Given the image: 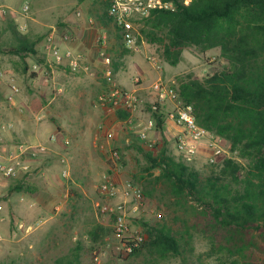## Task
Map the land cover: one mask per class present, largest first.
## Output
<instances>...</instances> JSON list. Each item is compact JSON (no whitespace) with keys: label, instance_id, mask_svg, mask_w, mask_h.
I'll return each instance as SVG.
<instances>
[{"label":"rangeland","instance_id":"1","mask_svg":"<svg viewBox=\"0 0 264 264\" xmlns=\"http://www.w3.org/2000/svg\"><path fill=\"white\" fill-rule=\"evenodd\" d=\"M95 1L98 4L94 10L81 9L94 20V24L85 22L87 27H90L91 42L88 43L90 47L88 51H77L90 65V71L75 72L67 64L54 65L66 68L67 82L71 85L68 97L82 104L81 107L71 109L79 119L78 123L73 124L67 123L65 118L57 122L61 118L56 113L54 104L50 109L51 113H47L44 106L56 95L54 88L56 80L43 82L33 71L34 63L40 66L50 64L45 61L47 57L45 42L42 51L39 47L35 50L30 44L32 42L39 44L47 37L49 28H41L29 23L33 13L31 0H0V72L3 74L0 83V121L13 124V128L0 139V156L5 154L7 147L25 143L16 137V132L13 138L9 136L15 125L22 130L26 126L30 128L33 125L32 128H34L38 123L40 127L41 124H47L53 125L54 128L62 126L68 130L73 128L82 132L86 130L83 121L92 127V131L98 130V125L101 123L105 127L109 121L108 126H116L114 130L118 132L114 143H106L105 148H99L96 151L92 149L93 155L89 157H86L88 148L84 146V143L90 145V138L87 139L80 134L79 138L84 139L81 146L78 145L80 139H77V146L73 145L70 149L56 151L54 157L49 158L51 163L49 167H46L47 170L37 167L27 176L28 180L24 188L28 194L25 201L13 204L10 200L17 185L15 179H5L0 183V233L3 235V240L0 241V264H51L56 257L66 253L78 242L85 245V264H138L139 260H133L135 252L130 256L122 255L111 219L100 215L103 200L99 195L98 187L105 176H111L119 183H124L135 182L144 175L143 169L148 163L140 147L145 151L156 153L166 144L169 154L177 156L174 132L160 131L156 127V122L153 128H148L151 121H155L152 111L155 97L150 90L154 82L162 78L177 86L179 76L193 73L204 78L224 67L219 48L202 53L195 46L183 50L181 61L177 66L169 65L162 59L159 46L148 42L142 35L143 22L138 26L136 48L126 49L113 21L106 16L107 0ZM49 2L51 6H54L61 0H49ZM26 5L30 8L28 12L24 10ZM75 11L76 9L72 7L69 14H74ZM48 12L45 16L46 22L50 25L58 24L56 11ZM99 23L103 24L105 30L100 28ZM60 24L64 25L61 27V32L69 34L73 43L76 33L66 27L72 24ZM102 35L108 37L106 46L98 41ZM30 46L36 53L26 50L21 54L10 52ZM101 53L110 58L109 67L112 73L114 72V80L125 81L124 85H118L130 91H137L141 96L143 102L134 115L122 119L120 112L117 111L106 114L101 106V97L95 98V91H90V85H94L92 83L96 81L100 83L98 84L100 94L108 92L111 88V83L103 72L105 67ZM43 55L45 57L42 58ZM98 58L101 59L102 66L99 65V61L95 63ZM140 67H143L141 72ZM141 74L144 76L140 78ZM34 79L37 80L36 84H33ZM13 84L20 88L15 106L9 102ZM76 85H81L82 95L75 93L74 89H78ZM97 100L100 101L97 102ZM171 106L167 104L170 110ZM38 117L41 119L38 120ZM142 132L147 135L145 139L141 137ZM220 143L225 150L223 160L236 156L230 152L226 141L221 140ZM112 150H118L122 155V160L117 165L110 159ZM63 157L67 159L66 165L61 163ZM42 163L44 160L38 166ZM187 165L205 175L213 167L207 164L205 157L199 158L194 164ZM66 168L70 174L64 177L63 170ZM154 172L158 174L159 170ZM157 217L158 211L154 202L146 199L145 211L139 218L132 221V228L138 229L148 242L149 234L144 223H153ZM194 246L196 253L206 250L205 244L200 239ZM165 264H179V261L171 260Z\"/></svg>","mask_w":264,"mask_h":264},{"label":"trees","instance_id":"2","mask_svg":"<svg viewBox=\"0 0 264 264\" xmlns=\"http://www.w3.org/2000/svg\"><path fill=\"white\" fill-rule=\"evenodd\" d=\"M174 2L175 11L145 19L141 33L171 66L180 63L187 47L202 53L220 49L222 69L204 78L179 76L175 87L181 101L193 105L197 124L226 141L236 156L205 175L170 155L166 144L156 153L140 147L148 165L134 183L154 202L158 217L144 223L149 239L133 260L264 264V0ZM24 50L36 53L31 46L10 52ZM155 104L154 120L162 131L166 113ZM119 112L122 119L130 116ZM24 186L18 182L14 192H24ZM198 239L206 246L200 253L194 246ZM84 249L78 242L51 264H85Z\"/></svg>","mask_w":264,"mask_h":264},{"label":"built area","instance_id":"3","mask_svg":"<svg viewBox=\"0 0 264 264\" xmlns=\"http://www.w3.org/2000/svg\"><path fill=\"white\" fill-rule=\"evenodd\" d=\"M193 0H181L184 5H190ZM108 8L106 16L111 19L117 29L121 42L126 49H135L138 43V26L145 19L149 18L156 11H175L177 6L174 0H107ZM26 12L29 5L25 6ZM77 16L82 12L77 11ZM92 24L93 22L90 21ZM72 37L67 33L59 34L57 27H52L45 39L46 59L51 65L67 64L73 71H90V65L85 58L69 44ZM98 41L106 46L108 44L107 35H102ZM103 56L104 73L111 83V88L101 97V106L108 111H121L134 115L141 105L142 98L137 91H130L120 87L115 83L112 70L109 67L110 58ZM40 65L34 63L33 71L38 73ZM3 74L0 72V83ZM150 90L155 97V102L162 108L167 104L173 105L169 118L179 129L174 136L177 156L186 164H194L199 158L205 157L210 166H220L224 160L225 150L221 145V138L215 133L208 131L197 124L194 114V107L191 104H184L174 84L160 78L150 86ZM12 95L9 97L11 105L17 104V97L20 88L13 84L11 86ZM154 102L153 109H157ZM23 112V110H22ZM131 122V121H130ZM155 121H151L148 128H153ZM13 128V124L0 121V139ZM104 130V124L100 126ZM146 133L142 132L141 137L146 138ZM54 139V138H53ZM53 150L48 145H32L25 143L13 144L5 150V154L0 156V183L5 179H16L34 170L43 160L51 158ZM110 159L117 165L122 160V155L118 150L110 152ZM63 165L67 164V159H61ZM69 170H63V176H69ZM99 195L103 200L100 207V215L108 217L112 221L114 235L118 241L122 255L130 256L143 244L147 243L138 229L132 228V221L141 216L146 208V198L140 186L133 181L119 183L111 176H105L100 183ZM3 235L0 233V241Z\"/></svg>","mask_w":264,"mask_h":264},{"label":"crops","instance_id":"4","mask_svg":"<svg viewBox=\"0 0 264 264\" xmlns=\"http://www.w3.org/2000/svg\"><path fill=\"white\" fill-rule=\"evenodd\" d=\"M31 2L33 3V6H32L33 13L30 17L29 23H33V25L41 27V28L48 27L49 28L48 34L50 33L52 27H57L59 30V34H61L63 33L61 32V27L64 25H61L60 23H71L72 26L68 25L66 27L71 28L76 33V36H75V40L73 41V43L69 44V46L74 48L76 51H81V52L88 51L90 47V46L88 47V43L90 44L91 42L90 36H89L90 27H87L85 22L92 21L94 24V20L91 18V16H89V14L82 12L81 9L82 10L83 9L94 10L95 8H97L98 2H96L95 0H61L60 3H57L54 6L50 5L49 0L48 2L46 0H38V1L31 0ZM72 7L76 9V11L74 14L72 13L69 14V11L72 9ZM48 11H56L57 16H58V19H57L58 24L50 25L46 22L45 16L47 13H49ZM77 11H81L82 15L77 16L76 15ZM99 25L101 26L100 28L105 30L102 23H99ZM44 39L40 41L39 44H34L33 42L30 44L31 46H34L35 50H37V48L39 47L42 51L43 44L45 42ZM43 57L45 56L43 55L42 58ZM101 59L98 58L97 60H95V63L98 61L100 62ZM45 61L48 63L46 57H45ZM99 65L102 66L101 62L99 63ZM142 68L143 67H140L139 69L140 72ZM122 72L125 73V71H122ZM67 73L68 72L66 68L64 67L54 66L51 64L49 65L43 64L42 66H40L39 72L37 73V77L41 81L46 82V83L51 82L52 79L56 80V84L54 86L56 95L50 99L49 103L46 104V106H44V108H46L48 111L47 113H51L50 109L53 108V104H54V108H56V113L58 114V116H60L59 118H61V120L58 119L57 121L58 123L60 121H63V119L65 118L67 120V123L70 122V123L76 124L79 122V119H78V116H76V114L71 111V109L73 107H81L82 104L80 102H74L72 101V98L68 97V91L70 90L71 85L70 83L67 82V77H68ZM142 76H144V74H141L139 77L141 78ZM36 82L37 80L34 79L33 84H36ZM115 83L124 85L125 81L121 79L120 81H117V82L115 81ZM92 84L94 85H90V91L94 90L95 98L99 99L103 95V94H100V87L98 88V84L100 83L96 81V83L93 82ZM76 87H78V89L76 88L74 89L75 93L76 94L80 93L82 95L81 85L80 86L76 85ZM98 101L100 100H97V102ZM171 107L173 108V105ZM102 108H103V111L106 112V114H110L109 113L110 111H108L106 107H102ZM164 110L166 113V122H165L164 130H166L169 133H173V132L176 133L177 131H179V129L175 126L174 122L169 118V114L171 110L168 107H165ZM64 114H66L68 118H66L67 116ZM61 115L63 116L61 117ZM40 119L41 117H38V120ZM83 123H84L83 125H85L86 130L84 129V131L82 132L76 131V129H73V128L71 130H68V129L63 128L62 126L54 128L53 125L51 126L47 124L46 125L41 124V127H40L38 123L34 126V128H32L33 127L32 125L30 128L26 126L22 130L20 129V127L18 128V126L15 125V128L13 129L11 133H9V136L13 138L14 133L16 132L17 133L16 137L20 138L25 143L29 142L33 145H40L41 143H47L48 146H50L53 150L52 157H54L55 153H57L56 151H60V150L62 151V149L66 150L67 148L70 149L72 148L73 145L77 146V139H80V141H78L79 142L78 145L81 146V142H84V139L79 138V134L86 137L87 139L90 138V142H91L90 145H88V143L86 144L84 143V146L88 148V150H86V157H89V155H93L92 149L96 151L99 148H105L106 143H109V144L114 143L115 142L114 139L115 138L117 139L118 137V132H115L114 130V127L116 126L109 127L108 126L109 121L106 123L104 130L100 129V126L103 123L101 124L99 123L100 125H98V130L96 131H92V127L91 126L89 127L86 121H83ZM49 163H51L49 158L45 159L44 163L40 165V168H43L44 171L45 169L47 170L46 167L50 166ZM15 180H16L15 183L21 182L22 184L25 185L27 184L28 178L25 177L23 179H15ZM27 194L28 192L26 190L24 192H14L13 191V195H11L10 200L13 204H17L18 202L20 203L27 197Z\"/></svg>","mask_w":264,"mask_h":264}]
</instances>
